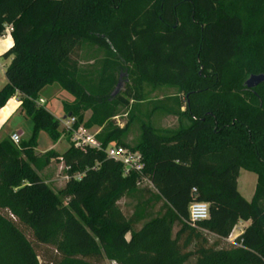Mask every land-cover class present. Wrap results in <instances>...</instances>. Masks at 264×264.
Masks as SVG:
<instances>
[{
    "label": "trees",
    "instance_id": "16d2710c",
    "mask_svg": "<svg viewBox=\"0 0 264 264\" xmlns=\"http://www.w3.org/2000/svg\"><path fill=\"white\" fill-rule=\"evenodd\" d=\"M7 28L13 46L2 56L11 61L0 109L19 96L32 130L18 144L0 141V264H264V84L244 87L264 75V0H0V37ZM84 42L107 54L92 100L79 98ZM113 59L137 77L127 99L141 101L142 82L185 95L188 127L161 136L141 125L131 148L141 174L124 176L104 153L113 142L128 147L127 128H104L114 117L104 102ZM54 84L79 99L63 109L76 119L72 131L102 128L101 150L75 149L68 131L63 154L35 153L41 132L54 144L62 135L38 105ZM83 110L91 111L84 124ZM54 159L69 178L58 193L39 176ZM241 170L257 178L250 202L237 190ZM121 198L135 202L130 217ZM193 202L209 209L194 226ZM239 222L249 225L229 242Z\"/></svg>",
    "mask_w": 264,
    "mask_h": 264
},
{
    "label": "rangeland",
    "instance_id": "374dc122",
    "mask_svg": "<svg viewBox=\"0 0 264 264\" xmlns=\"http://www.w3.org/2000/svg\"><path fill=\"white\" fill-rule=\"evenodd\" d=\"M107 54L105 51L84 42L78 52V68H79V98L92 100L98 95V84L102 73L103 64ZM114 60V59H113ZM114 66L110 68L109 75L113 77L114 86L108 97L104 100L110 109L114 111V117L108 122L104 128L109 126L120 130L127 128V131L122 139L126 144L127 149L133 148L140 139V127L142 124H148L151 128L161 136H169L175 133L180 128H186L190 122L184 115H180L185 111V95L178 88L158 85L154 86L148 82H142L140 90V102H133L125 97L127 88H132V82L137 79L133 74L130 66L124 65L121 61L115 59ZM43 104L38 102V105L46 107L52 113L55 119L60 123L59 131L62 132L61 138L57 143H53L47 134L41 132L37 139L35 153L44 154L49 150H53L58 154H63L69 147V142L66 140V131L63 121L68 117L64 113L65 106H72L77 103L78 98H74L61 87L54 84L45 88L41 92ZM122 99L127 102L126 105L118 104V100ZM83 124L91 117V111H81ZM17 117L13 119L16 123ZM76 120V119H75ZM23 131L22 140L26 141L31 133L32 125L30 121L21 124ZM80 127H83L82 125ZM84 128V127H83ZM85 129V128H84ZM91 134L97 136L103 131L102 128L93 127L86 129ZM9 139L5 134H0V141ZM116 145L115 142L110 143ZM40 178L54 192L61 191L67 182L65 179L66 173L62 162L52 160L50 164L39 173ZM76 176V175H75ZM256 175L241 170L237 180V190L239 194L250 202L256 187ZM148 186L146 181L141 184V187ZM135 202L125 198L117 201V206L125 217H130L133 212ZM243 224H238L241 228ZM140 226H138L139 228ZM238 230L232 232L228 240L233 242L237 236ZM128 238V236H127ZM105 264H114L106 262Z\"/></svg>",
    "mask_w": 264,
    "mask_h": 264
},
{
    "label": "built area",
    "instance_id": "2783aa9c",
    "mask_svg": "<svg viewBox=\"0 0 264 264\" xmlns=\"http://www.w3.org/2000/svg\"><path fill=\"white\" fill-rule=\"evenodd\" d=\"M43 104V100L39 101ZM64 129L66 131H72V126L75 123L74 118L66 119L63 121ZM97 134H91L88 130L83 127H79L77 130L72 131L70 143L75 149L80 151L86 150H101V145L96 138ZM10 140L13 144L20 142V137L17 134L10 136ZM104 153L107 159L113 160L116 163H120L123 167L124 176H128L131 173L141 174L144 169V163L142 156L137 151L109 144L105 149ZM66 170V169H65ZM80 175L74 176L75 180H79ZM68 181V176L65 177ZM193 193L196 191L193 189ZM189 224L194 226L195 223L207 220L209 217V209L206 203L193 202L189 205Z\"/></svg>",
    "mask_w": 264,
    "mask_h": 264
},
{
    "label": "crops",
    "instance_id": "0c3cea01",
    "mask_svg": "<svg viewBox=\"0 0 264 264\" xmlns=\"http://www.w3.org/2000/svg\"><path fill=\"white\" fill-rule=\"evenodd\" d=\"M12 46H13V41L10 36V29L7 28L4 35L0 37V89L6 84L5 69L7 68V66L9 65L11 61V58L5 60V59H2V56L8 50H10ZM19 107H20V99H19V96H16L10 99L5 105V107L0 109V134L1 135L5 134L6 136L9 137V139H10V136H12L13 134H17L20 137V140H22L23 131H21V127H22L21 124L26 123L27 120H25L19 114ZM15 117L18 118L16 123L13 122V119ZM238 224H243V226H241V228H238L237 227ZM238 224L232 230L233 233L236 230L239 231L237 232L236 238L240 236L243 233L244 229H246L249 225V223H245V222H239ZM228 241L230 242V240Z\"/></svg>",
    "mask_w": 264,
    "mask_h": 264
},
{
    "label": "water",
    "instance_id": "95a60500",
    "mask_svg": "<svg viewBox=\"0 0 264 264\" xmlns=\"http://www.w3.org/2000/svg\"><path fill=\"white\" fill-rule=\"evenodd\" d=\"M261 84H264V75H251L244 82V87L248 90H251Z\"/></svg>",
    "mask_w": 264,
    "mask_h": 264
}]
</instances>
